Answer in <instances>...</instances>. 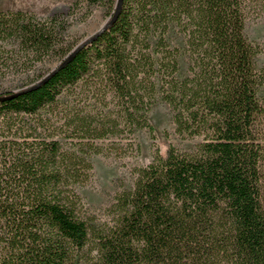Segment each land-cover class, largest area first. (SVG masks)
I'll list each match as a JSON object with an SVG mask.
<instances>
[{"label": "trees", "instance_id": "trees-1", "mask_svg": "<svg viewBox=\"0 0 264 264\" xmlns=\"http://www.w3.org/2000/svg\"><path fill=\"white\" fill-rule=\"evenodd\" d=\"M84 1L109 17L72 48L56 16L0 7V79L62 56L0 99V264H264V66L244 32L264 0H121L112 21L117 0ZM159 102L194 145L162 130L164 149L89 212L90 156L154 138Z\"/></svg>", "mask_w": 264, "mask_h": 264}, {"label": "rangeland", "instance_id": "rangeland-1", "mask_svg": "<svg viewBox=\"0 0 264 264\" xmlns=\"http://www.w3.org/2000/svg\"><path fill=\"white\" fill-rule=\"evenodd\" d=\"M0 7L26 10L42 19L56 16L65 28L61 40L69 48L97 31L109 17L104 5H89L84 0H0ZM244 32L249 40L259 44L261 51L256 59L264 66V10L248 16ZM60 53V50L51 52L27 68L8 72L0 79V92L17 91L35 83L55 67L62 58ZM149 118L155 128L154 138L145 129H139L129 137L123 135L104 140L107 149L90 156L92 175L85 184L77 187L89 212L101 215L103 207L120 186H131L134 169L151 161L154 148L164 149L162 130L167 131L170 141L179 149H190L194 145L195 139L181 138L175 133L166 104L157 103ZM111 141L116 144H110Z\"/></svg>", "mask_w": 264, "mask_h": 264}, {"label": "water", "instance_id": "water-1", "mask_svg": "<svg viewBox=\"0 0 264 264\" xmlns=\"http://www.w3.org/2000/svg\"><path fill=\"white\" fill-rule=\"evenodd\" d=\"M120 1H121V0H117V5H116L115 12H114V14H113V16H112V18H111L110 21H112V20L114 19V17L116 16V13H117L118 8H119V5H120ZM100 29H101V28H100ZM85 41H86V40H85ZM83 43H84V42H81V44H80L78 47H80ZM78 47H77L76 49H74L73 51H71L70 54H68V55L66 56V58H64V60L62 61V63H61L59 66H61L63 63H65V62L68 61L71 57H73V55L76 53V50L78 49ZM59 66H58V67H59ZM53 71H55V70H53ZM51 73H52V72H51ZM49 75H50V74H47L46 76H44V78H42L41 80H39L38 82H36V83L33 84L32 86H30L29 89L36 88L41 82H44V81L49 77ZM16 93H17V92H13V93H11V94L8 95V96H2V97H0V99L10 98V97L14 96Z\"/></svg>", "mask_w": 264, "mask_h": 264}]
</instances>
